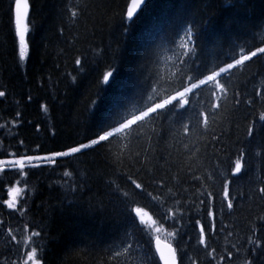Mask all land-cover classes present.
I'll return each mask as SVG.
<instances>
[{
	"label": "trees",
	"instance_id": "trees-1",
	"mask_svg": "<svg viewBox=\"0 0 264 264\" xmlns=\"http://www.w3.org/2000/svg\"><path fill=\"white\" fill-rule=\"evenodd\" d=\"M129 1L29 0V57L20 62L18 54L15 60L12 55L14 25L9 22V6L13 4V0H0V53L7 50V54L0 55V91L6 92V98H2L0 102V125H7L0 128V151L7 153L0 156V160L16 159L12 154L17 152L25 154V148L17 147L19 140H24L26 148L31 149L27 154L36 155L43 154L36 151L37 144L42 145L46 153L49 149L68 142L70 138L77 139L78 131L83 133L87 130L91 135L102 121L110 118V114L112 119H116L140 107L144 103L137 95L141 88L148 89L144 93L145 99L152 87L156 86L157 80L158 91L169 88L170 84L167 82L176 79L179 68L177 56L181 54L180 49L185 41L181 37H175V44L169 45L166 39H162L153 57L145 58L144 52L153 39L166 38L175 31L173 25L178 17L196 14L199 18L201 10L204 14L214 13L211 31L218 37L235 38L246 50H254L264 40V0H148L133 22L125 20L122 25L121 12L126 10L125 6ZM69 5L84 8L83 14L73 20L70 18V10L77 9H69ZM125 25H130L127 33L124 32ZM236 51L238 53L239 48ZM226 54H230L227 43L209 40L205 43L201 59L208 67H212L224 60ZM78 58L82 59L83 68L75 65ZM112 69H116V78H110L111 86L101 84L103 73ZM149 75L152 76L151 80H148ZM73 76L77 77L76 80H72ZM150 84L152 87H149ZM228 88L229 98L222 102L214 122L210 123L209 132H193L185 140V143H194L201 150L198 157L185 152L182 144L174 142L167 135L160 141L159 151L156 153L157 157L162 155L171 161L170 171H166L169 165L165 164L164 159H159L158 163L163 168L157 170L156 175L167 180L168 186L176 192L175 200L183 204L193 198L199 184L185 182L192 178L185 177L184 172H180L182 179L179 183L172 179L178 168L186 170L190 164L194 174L200 175L199 171H195L197 168L212 171L217 163L224 161L221 164V171H224L227 168L226 147L232 153L241 148L246 150V171L232 185V195L235 196L237 191H247L249 199L234 202L231 213L225 210L223 226L218 222V229L225 227L226 230L219 231L215 237H208L206 234L207 243L210 248H217V255L224 248L230 249L232 244L251 247L245 241L248 223L257 214L264 213V201L258 197L255 201L251 199L255 188L264 186L260 184L261 179H264V152L259 147L264 139V121L259 120L257 112L260 105L257 103L254 109H248L242 104L233 112L230 99L233 89L247 93L245 99L250 98L254 88L256 91L264 89V57H254L251 61H246L243 68L234 69ZM29 96L31 100L28 99ZM93 101L96 102L95 106ZM192 103L196 107L203 105L201 110L207 111L210 105L209 88H202L198 96L192 98ZM45 105L47 112L44 111ZM250 111L257 114L249 115ZM16 112L21 113L19 119L16 118ZM245 116L247 120L244 119ZM253 119L256 120L257 127L255 139L245 136V124ZM13 120L17 122L13 124ZM53 125L58 132L55 138L48 131ZM36 126H39L40 131L36 130ZM163 127H169L167 118ZM154 130H161L159 119L145 125L138 140L134 139L131 143L127 140L112 141L109 159L114 160L121 154L123 159V163L116 166V174H113L112 164H106L104 157L95 153L76 159H61L60 166L54 169H30L28 188L31 195L28 198V211L22 214L10 215L12 210L7 209L4 201L13 199L11 191L14 188L24 187L23 177L17 175L10 165H0V205H3L0 207V219L5 221L4 228L0 229V264H15L18 258L14 242L7 234L8 227L20 228L31 221L38 230L47 224L46 209L63 199L60 184L63 183L62 174L65 171L74 173L80 191L75 194V203L69 205L65 201L64 207H54L51 210L53 219L47 230L54 238L48 240L47 248L40 251L45 264H122L120 261L110 260L109 249L115 247L127 228H133L136 239L142 245V249L136 254L137 258L143 252H155L153 239L159 235L176 246L178 240L179 247L186 248L189 257L199 260L200 264H206L203 246L198 244L199 229L195 225L196 220L206 223L205 211L199 205V200L195 201L196 207L192 209L173 208L177 215L176 223H164L160 218L162 209L137 191L133 198L147 215L143 224L137 219L136 225L139 227H136L132 221L122 218L123 205H118L117 197L112 194L108 185V181L113 180L124 191L132 194V186L126 182L124 174L138 179L137 169L141 164L135 162V155L143 153L149 137H152L155 146ZM213 136L221 142L213 143ZM237 138L241 143H235ZM143 158L141 155L140 160ZM235 158L233 155L232 159ZM147 167L151 169L153 165L149 164ZM140 178L147 181L143 173ZM183 189L189 191L184 193ZM214 190H220L218 177ZM148 191L153 195H160L150 186ZM22 197L23 193L15 198L18 205ZM69 199L72 197L69 196ZM175 200H169L164 208L172 207ZM216 206H220L219 197ZM177 229L180 235L174 238L171 234ZM229 232L234 234L229 236ZM257 235H264V230ZM156 259L161 264L158 257ZM185 264H188L187 257ZM227 264H239V260L228 261Z\"/></svg>",
	"mask_w": 264,
	"mask_h": 264
},
{
	"label": "snow or ice",
	"instance_id": "snow-or-ice-1",
	"mask_svg": "<svg viewBox=\"0 0 264 264\" xmlns=\"http://www.w3.org/2000/svg\"><path fill=\"white\" fill-rule=\"evenodd\" d=\"M225 2H231V0H225ZM146 0H130V3H126L125 9L121 12V24L124 25V21L133 22L138 15V11L145 5ZM235 7H242V5H234ZM76 8L77 10H70V18L76 20L79 15H82L84 8H80L78 5H69L68 8ZM30 5L28 0H13V4L9 6V22L14 25V35L12 38V55L15 60V56L18 54L19 61L24 62L29 57L30 28L28 24ZM214 13L204 14L201 10L199 18L196 14L186 17H178L174 22L175 31L166 38L153 39L148 47L145 48V58H151L155 55L156 50L161 45V40L166 39L169 45L175 44V37H181L185 42L181 46V54L177 56V63L179 68L176 72V79L169 81L170 87L163 91H158L159 80L156 81V86L152 87V91L148 93L146 99L144 93L148 91L147 88H141L137 95L140 100H144V103L134 109L131 113L125 116L112 119L110 118L102 121L97 130L91 135L87 130L83 133L77 132V139H69L68 142L60 144L57 148L49 149L46 153L43 151L42 145H36V155L27 154L31 149L26 148L25 141H18V148H25V154L20 155L19 152L13 153L16 159H4L0 160V165H10L14 169L17 175H22L24 187H16L13 189L14 198L11 201L5 200L4 205L7 209L12 210L9 214L15 215L16 213H24L28 211L29 196L31 195L28 188V178L30 169H39L43 167L55 168L59 165V161L65 158L76 159L80 156H88L91 153L102 155L105 163H111L114 172L116 166L123 163L122 154L120 157L110 160L111 147L113 140H127L129 143L134 139H140L142 136V129L150 122L154 123L157 119L161 121V130L156 132L155 146L153 144L152 137H149L147 147L143 149V153H136L135 162L140 163L141 167L137 169V176L139 179H133L132 175L124 174V178L128 184L132 186V194L128 191H124L119 184L113 180L108 181L109 187L112 189V194L117 197L118 205L122 204V218L130 220L136 227L137 219L140 224L145 222V216L147 215L143 208L138 205V202L133 198V194L138 193L146 196L153 204L161 208L160 212L161 221L164 223H173L177 221V215L173 212V208L187 207L192 209L196 207V200H199V205L205 211V221L196 220L195 225L198 226L199 241L198 244L203 246L202 251L205 256L206 264H227L228 261H237L239 264H264V235H257L258 232L264 230V213L257 214L254 220L248 223V233L245 236L246 244L251 247H244L243 245L232 244L231 248H224L223 251L217 255V248H210L206 240V234L208 237H215L219 231L226 230L225 227L218 229V222L223 226V217L225 210L229 213L234 209V202L240 200L249 199V193L247 191H237L235 196L232 195V185L236 180L240 179L241 174L246 171V150L241 148L237 149L235 153H232L230 149L226 147L228 155L225 157L227 162V168L221 171V164L217 163L212 171L202 170L197 168L195 171H199L200 175H195L194 171L189 164L187 169L178 168V172L172 177L174 180L180 182V172H184L185 177L191 176L190 181H185L190 184H199V188L193 193V198L183 204L179 200H175L176 192L172 187L168 186V182L164 177H158L156 171L163 168L158 163L159 159H164L165 164L169 165L166 171H170L171 161L164 156L157 157L156 153L159 151L160 141L167 135L174 142L182 144L183 150L188 153H192L193 157H198L201 150L196 148V145L185 143V140L192 136L193 132L197 134L208 133L210 123L214 122L215 114L221 109L222 102H225L229 98L228 82L231 79L234 69L243 68L246 61H251L254 57H264V40L261 41V46L255 47L254 50L241 47L237 43L235 38H224L216 36L212 31V18ZM231 23V21H227ZM130 25L124 26V32L127 33ZM62 31V30H61ZM182 34V35H181ZM224 41L228 45L230 54H226L224 60L230 59L231 62H224L221 60L214 64L212 67H208L207 64L201 59V53L204 50L205 43L207 41ZM246 43V42H245ZM2 46V45H0ZM237 48L239 52L237 53ZM169 50H172L169 48ZM7 54L0 53V55ZM86 59V54H84ZM223 64V66H221ZM75 65H80L83 68L82 59H76ZM111 67V66H110ZM142 68V66H141ZM116 69L103 73V79L100 81L103 85L111 86V80H115ZM77 77L73 76L72 80H76ZM152 76L149 75L148 80H151ZM223 81V82H222ZM174 84L175 86H171ZM211 86V87H209ZM202 88H209L210 105L207 111L201 110L203 105L196 107L192 103V98L198 96ZM247 93H241L240 91L233 89L231 93V104L233 112L238 110L243 104L248 109H254L255 105L259 103L260 109L257 110L259 120L264 121V89L256 91L253 89V93L250 98L245 99ZM2 98H6V92L0 91V102ZM31 100V96L28 97ZM214 101V102H213ZM93 106L96 102H92ZM122 105H117L121 107ZM44 111L47 112L48 108L45 105ZM257 112L250 111L248 114L255 116ZM21 117L20 112H16V118ZM169 121V127L164 128L163 123L165 119ZM247 120V116L244 117ZM17 120H13L15 124ZM7 125H0V128ZM79 127V125H78ZM36 130L40 131L39 126H36ZM52 138L58 135L55 125L48 130ZM257 133L256 120L245 124V136L255 139ZM230 135V133H229ZM213 143H220L221 141L216 137H212ZM235 143H241L237 138ZM205 150L207 145L204 146ZM260 149L264 152V139L261 140ZM195 148V152L193 149ZM101 150H103L101 152ZM5 151H0V156L6 155ZM143 155V160H140V156ZM171 153H169V156ZM235 155V159L232 156ZM155 161V163H154ZM152 164L153 167L149 169L147 166ZM226 172V174H225ZM143 173L147 177V181L140 178V174ZM78 175V174H76ZM219 178L220 190L216 192L214 185L216 178ZM63 183L60 184L61 191L63 193V199H61L56 205L49 206L45 211L47 217V224L40 227L38 230L36 226L29 221L20 228L13 229L7 228V234L10 240L14 242L13 247L18 252V258L15 264H45V258L40 255V251L47 248V242L53 239L50 232L47 230L51 227L52 215L51 210L54 207H64L65 201L67 204L75 203V194L80 191V185L74 177L73 172L65 171L62 174ZM261 185H264V179L260 181ZM152 187L158 191L160 195H153L148 191V187ZM165 189L167 190L165 192ZM188 189H183L184 193H187ZM23 193L20 204H17L15 197H19ZM69 196L72 199H69ZM203 197V199H200ZM217 197H219L220 206H216ZM264 201V186H258L255 188L251 199L255 201L256 198ZM169 200H175V203L170 208H164V205ZM3 207V205H0ZM182 219V217H181ZM155 224V221L153 222ZM5 226V221L0 219V229ZM159 229H157V232ZM234 233L229 232L228 235L232 236ZM174 238L179 237L180 231L171 234ZM151 243V241H149ZM23 248V251L20 250ZM142 249V245L135 237L133 228H127L124 230L122 237L115 245L109 249L112 262H122V264H158L156 259L157 255L163 264H185V257L188 259V264H200L199 260H193L188 256L187 249H181L179 247V241L177 240V246L173 247L171 244L161 247L160 241L157 238L155 245V252H143L138 258L137 252Z\"/></svg>",
	"mask_w": 264,
	"mask_h": 264
},
{
	"label": "water",
	"instance_id": "water-1",
	"mask_svg": "<svg viewBox=\"0 0 264 264\" xmlns=\"http://www.w3.org/2000/svg\"><path fill=\"white\" fill-rule=\"evenodd\" d=\"M159 241H160V245H161V247H163L164 245H168V244H171V243H169V242H163L162 240H160L159 239ZM155 245H156V240H155V243H154V247H155ZM172 245V244H171ZM173 246V245H172ZM174 247V246H173ZM162 262V264H163V261H161Z\"/></svg>",
	"mask_w": 264,
	"mask_h": 264
},
{
	"label": "rangeland",
	"instance_id": "rangeland-1",
	"mask_svg": "<svg viewBox=\"0 0 264 264\" xmlns=\"http://www.w3.org/2000/svg\"><path fill=\"white\" fill-rule=\"evenodd\" d=\"M149 38V37H148ZM131 84H132V82H131ZM130 84V85H131ZM126 88H128V87H126ZM11 194H12V196H13V198H14V193H13V190L11 191ZM15 198H17V197H15Z\"/></svg>",
	"mask_w": 264,
	"mask_h": 264
},
{
	"label": "bare ground",
	"instance_id": "bare-ground-1",
	"mask_svg": "<svg viewBox=\"0 0 264 264\" xmlns=\"http://www.w3.org/2000/svg\"><path fill=\"white\" fill-rule=\"evenodd\" d=\"M60 213V212H59Z\"/></svg>",
	"mask_w": 264,
	"mask_h": 264
}]
</instances>
